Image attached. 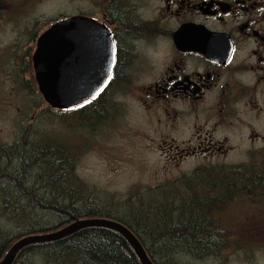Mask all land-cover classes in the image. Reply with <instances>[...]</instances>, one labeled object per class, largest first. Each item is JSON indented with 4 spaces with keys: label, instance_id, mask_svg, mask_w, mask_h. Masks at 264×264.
Returning a JSON list of instances; mask_svg holds the SVG:
<instances>
[{
    "label": "flooded vegetation",
    "instance_id": "obj_1",
    "mask_svg": "<svg viewBox=\"0 0 264 264\" xmlns=\"http://www.w3.org/2000/svg\"><path fill=\"white\" fill-rule=\"evenodd\" d=\"M44 1L0 0V32L14 38L0 46V71L26 76L21 82L39 92V39L58 23L88 19L92 33L71 47L79 53L72 68L82 88H102L74 110L109 116L117 90L138 91L157 123L178 136L169 151L175 166L195 162L163 185L223 186L224 203L234 188L253 187L249 194L264 199V0H80L74 7L59 0L42 22L36 6Z\"/></svg>",
    "mask_w": 264,
    "mask_h": 264
},
{
    "label": "rangeland",
    "instance_id": "obj_2",
    "mask_svg": "<svg viewBox=\"0 0 264 264\" xmlns=\"http://www.w3.org/2000/svg\"><path fill=\"white\" fill-rule=\"evenodd\" d=\"M79 3L80 0H67L68 7ZM59 6V0L38 3L36 19H42L43 22ZM12 42L13 35L0 32V46L6 47ZM19 42L21 46L27 45ZM24 77H9L0 71V147L11 153L14 144H18L15 154L8 159L0 158V175H9L15 181L19 177V152L31 144L44 141L43 137L47 133L48 139H56L68 151L70 160L74 161L75 174L89 188L91 200L111 211L115 217L128 216L134 220L139 214L144 215L139 220L146 222L151 217V213H148L151 208L147 210L149 207L143 202L153 200L152 197L164 195L177 207L188 193H201L211 187L163 185L167 179L177 177L186 168L190 169L195 162L181 163L180 168L175 166L178 163L177 156L169 151L173 146H170L171 138L178 136L157 123L155 107L151 108L142 101L140 92L117 90L109 116L107 113L105 116L99 114V118H96V112L86 110L80 118L75 110L52 111L37 89L29 91L21 82L20 79ZM142 84L143 81L139 87ZM181 138L187 139L188 135ZM164 141L168 143L164 144ZM28 168L26 180L34 176V166ZM7 179L0 180V194L5 197L3 200L0 196V228L7 232L8 237H16L21 230L19 224L10 223L2 213L4 201L14 198L12 188L10 192L9 188L7 192L3 191L4 187L14 185ZM28 186L31 187V183ZM35 188L36 196L28 195L30 201H36L40 196H45V199L56 197L45 193L42 185ZM240 188H234L231 196L235 192L238 194ZM18 190H25L24 183ZM218 214L229 240V246L222 255L217 258L191 259L180 254L176 256L175 264H264V199L250 194L231 197ZM30 215L31 212L29 219ZM31 218L34 222L43 223L54 219L52 215H43L41 212L33 213ZM143 222L139 221L141 228ZM19 236L12 240V245L23 238Z\"/></svg>",
    "mask_w": 264,
    "mask_h": 264
},
{
    "label": "trees",
    "instance_id": "obj_3",
    "mask_svg": "<svg viewBox=\"0 0 264 264\" xmlns=\"http://www.w3.org/2000/svg\"><path fill=\"white\" fill-rule=\"evenodd\" d=\"M43 139L45 140L31 144L25 148L26 150L19 152V177L15 181H12L9 175L8 177L6 174L0 175V180L8 178L6 181L14 183L12 187L3 188L4 192H7L8 188L10 192L12 188L14 198L4 201L2 213L10 223L19 224L21 228L19 237L50 234L77 221L98 218L117 221L131 230L141 241L154 264H175V258L180 254H185L191 259L217 258L229 246L228 236L218 214L223 210L225 202L223 194L226 198L222 186L209 187L205 192V197L208 198L204 199L195 196L199 195V192L188 193L185 199L179 201L177 207L164 195L154 196L153 200L143 202L149 207L147 210L151 208L148 212L151 213V217L146 222L139 220L144 216L139 214H136L134 220L128 216L115 217L111 211L91 200L89 188L75 174L74 161L70 160L66 148L61 147L56 139H48L47 133ZM17 145L14 144L11 153L0 147V155L2 152L4 156L15 154ZM29 166H34V176L26 180ZM22 183L25 190H18ZM30 183L32 186L27 188L26 185ZM40 185L46 188L43 189L45 193L56 197L45 199V196H40V199L30 201L28 195L35 197V186ZM0 188L2 189L1 186ZM240 189L243 194H249L255 188ZM238 194L235 192V195H229L228 200L241 195ZM1 198L5 199L3 195ZM29 212L31 215L37 212L49 214L54 219L45 223L34 222L31 215L29 219ZM139 221L144 223L142 228ZM6 234L7 232L0 228V261L14 245L12 240L18 236L8 237ZM13 264H140V262L120 234L106 228L91 227L56 242L27 247Z\"/></svg>",
    "mask_w": 264,
    "mask_h": 264
},
{
    "label": "water",
    "instance_id": "obj_4",
    "mask_svg": "<svg viewBox=\"0 0 264 264\" xmlns=\"http://www.w3.org/2000/svg\"><path fill=\"white\" fill-rule=\"evenodd\" d=\"M88 21L85 18L74 17L68 22L58 23L38 41L37 51L33 58L35 77L39 92L51 109L59 111L77 109L90 103L101 91L102 86L97 88V84H93L94 88L91 89L82 88L78 74L72 68L76 65L79 53L71 47L75 46L79 49L80 45L87 44L81 38L83 35L92 33ZM66 30L67 48L62 54L61 34ZM49 44L51 45L50 53ZM49 59H51V69L46 68ZM91 227L106 228L119 233L134 250L141 264H154L137 237L127 227L116 221L105 219L77 221L56 233L25 237L10 248L0 264H13L18 255L27 247L55 242Z\"/></svg>",
    "mask_w": 264,
    "mask_h": 264
},
{
    "label": "bare ground",
    "instance_id": "obj_5",
    "mask_svg": "<svg viewBox=\"0 0 264 264\" xmlns=\"http://www.w3.org/2000/svg\"><path fill=\"white\" fill-rule=\"evenodd\" d=\"M36 78V77H35ZM40 93V92H39ZM41 95V94H40ZM42 97V96H41ZM42 99H43V97H42ZM44 100V99H43ZM45 102V101H44ZM46 103V102H45ZM119 223V222H118ZM123 225V224H122ZM126 227V226H125ZM99 228H101V227H99ZM63 230V229H62ZM110 230V229H109ZM59 231H61V230H59ZM59 231H56V232H59ZM113 231V230H112ZM131 231V230H130ZM56 232H53V233H56ZM133 233V232H132ZM51 234V233H50ZM119 234V233H118ZM44 235V234H43ZM135 235V234H134ZM30 236H32V235H30ZM123 237V236H122ZM137 237V236H136ZM124 238V237H123ZM23 239V238H22ZM138 239V238H137ZM21 240V239H20ZM19 240V241H20ZM139 240V239H138ZM59 241V240H58ZM56 242V241H55ZM127 242V241H126ZM139 242L141 243V241L139 240ZM17 243V242H16ZM15 244V243H14ZM128 244V243H127ZM142 244V243H141ZM129 245V244H128ZM130 246V245H129ZM142 246H143V244H142ZM143 248H144V246H143ZM145 249V248H144ZM133 250V249H132ZM146 251V250H145ZM133 252H134V250H133ZM7 254V253H6ZM134 254H135V252H134ZM136 255V254H135ZM5 257V256H4ZM137 257V256H136ZM150 259V258H149ZM3 260V259H2ZM1 260V261H2ZM139 260V259H138ZM0 261V262H1ZM150 261L152 262V260L150 259ZM140 262V261H139ZM141 264V263H140Z\"/></svg>",
    "mask_w": 264,
    "mask_h": 264
}]
</instances>
